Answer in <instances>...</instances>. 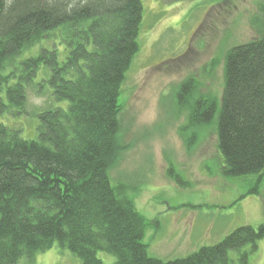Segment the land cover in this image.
I'll list each match as a JSON object with an SVG mask.
<instances>
[{"label":"trees","instance_id":"trees-1","mask_svg":"<svg viewBox=\"0 0 264 264\" xmlns=\"http://www.w3.org/2000/svg\"><path fill=\"white\" fill-rule=\"evenodd\" d=\"M143 17V0H0V116L23 113L33 84L55 101L37 114V139L0 121V264H34L56 245L82 264H106L100 253L113 264H250L264 222L164 260L144 242L148 219L125 195L128 186L112 183L120 95ZM197 87L190 78L179 95L189 97L190 128L215 123L223 174L257 175L248 194H259L264 36L227 52L221 100L196 96ZM172 168L169 176L186 186Z\"/></svg>","mask_w":264,"mask_h":264},{"label":"rangeland","instance_id":"rangeland-1","mask_svg":"<svg viewBox=\"0 0 264 264\" xmlns=\"http://www.w3.org/2000/svg\"><path fill=\"white\" fill-rule=\"evenodd\" d=\"M143 5L140 51L122 86L119 152L110 171L112 183L128 186L125 195L148 219L149 252L170 260L214 245L242 225L264 222V177L259 194H248L257 175L225 176L215 123L190 128L189 97L180 98L183 84L193 78L196 96L222 99L227 52L264 36V0H143ZM27 95L23 113H5L0 121L21 130L25 139H37V114L54 98L35 84ZM171 168L186 186L169 176ZM100 257L106 264L116 260L107 253ZM34 264L82 262L56 245L39 253ZM250 264H264V239Z\"/></svg>","mask_w":264,"mask_h":264}]
</instances>
